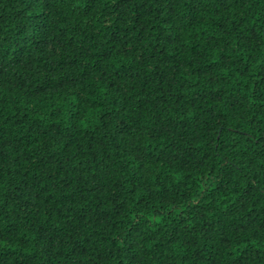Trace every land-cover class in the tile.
<instances>
[{"label":"trees","instance_id":"obj_1","mask_svg":"<svg viewBox=\"0 0 264 264\" xmlns=\"http://www.w3.org/2000/svg\"><path fill=\"white\" fill-rule=\"evenodd\" d=\"M0 264H264V0H0Z\"/></svg>","mask_w":264,"mask_h":264}]
</instances>
